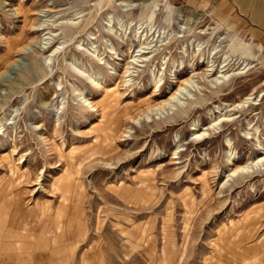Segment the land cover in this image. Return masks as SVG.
<instances>
[{
	"label": "rangeland",
	"instance_id": "374dc122",
	"mask_svg": "<svg viewBox=\"0 0 264 264\" xmlns=\"http://www.w3.org/2000/svg\"><path fill=\"white\" fill-rule=\"evenodd\" d=\"M0 264H264V0H0Z\"/></svg>",
	"mask_w": 264,
	"mask_h": 264
}]
</instances>
